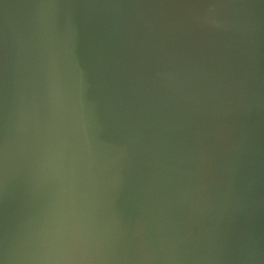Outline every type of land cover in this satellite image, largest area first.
Wrapping results in <instances>:
<instances>
[{
	"label": "water",
	"instance_id": "95a60500",
	"mask_svg": "<svg viewBox=\"0 0 264 264\" xmlns=\"http://www.w3.org/2000/svg\"><path fill=\"white\" fill-rule=\"evenodd\" d=\"M0 264H264V0H0Z\"/></svg>",
	"mask_w": 264,
	"mask_h": 264
}]
</instances>
